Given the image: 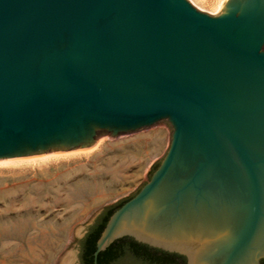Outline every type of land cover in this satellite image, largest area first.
<instances>
[{"label": "water", "instance_id": "obj_1", "mask_svg": "<svg viewBox=\"0 0 264 264\" xmlns=\"http://www.w3.org/2000/svg\"><path fill=\"white\" fill-rule=\"evenodd\" d=\"M171 123L149 180L110 216L115 240L187 264L264 258V0H0V159L86 149Z\"/></svg>", "mask_w": 264, "mask_h": 264}, {"label": "rangeland", "instance_id": "obj_2", "mask_svg": "<svg viewBox=\"0 0 264 264\" xmlns=\"http://www.w3.org/2000/svg\"><path fill=\"white\" fill-rule=\"evenodd\" d=\"M190 1L208 13H218L223 2ZM172 132L162 119L115 136L101 132L90 150L0 159V264H81L90 226L149 180Z\"/></svg>", "mask_w": 264, "mask_h": 264}, {"label": "trees", "instance_id": "obj_3", "mask_svg": "<svg viewBox=\"0 0 264 264\" xmlns=\"http://www.w3.org/2000/svg\"><path fill=\"white\" fill-rule=\"evenodd\" d=\"M158 166L159 163L154 165L152 173ZM131 197L105 207L90 226L81 242V264H95L94 252L98 238L112 213ZM261 263L264 264V258ZM97 264H187V259L184 255L152 247L126 236L115 240L105 250L99 252Z\"/></svg>", "mask_w": 264, "mask_h": 264}, {"label": "bare ground", "instance_id": "obj_4", "mask_svg": "<svg viewBox=\"0 0 264 264\" xmlns=\"http://www.w3.org/2000/svg\"><path fill=\"white\" fill-rule=\"evenodd\" d=\"M225 2L226 1H224L223 0V2L220 4V7H222L224 4H225ZM99 141H100V139H98L97 140V142L93 145V146H91V147H89V148H86V149H79V151H81V150H90L91 148H94L95 146H97V144L99 143ZM72 152V151H71ZM73 152H75V151H73ZM47 154H53V153H47ZM47 154H43V155H37V156H45V155H47ZM54 154H56V153H54ZM24 158H28V157H24ZM30 158H36V157H34V156H30ZM17 160V159H16ZM23 160V159H22ZM66 262V260H62V262H60V264H66L65 262ZM67 264H72V260L70 259V261H67Z\"/></svg>", "mask_w": 264, "mask_h": 264}]
</instances>
